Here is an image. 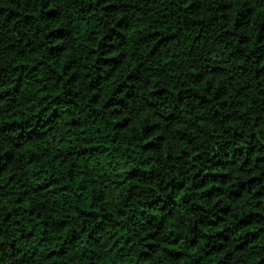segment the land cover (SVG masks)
Here are the masks:
<instances>
[{"label":"trees","instance_id":"1","mask_svg":"<svg viewBox=\"0 0 264 264\" xmlns=\"http://www.w3.org/2000/svg\"><path fill=\"white\" fill-rule=\"evenodd\" d=\"M0 264H264V0H0Z\"/></svg>","mask_w":264,"mask_h":264}]
</instances>
